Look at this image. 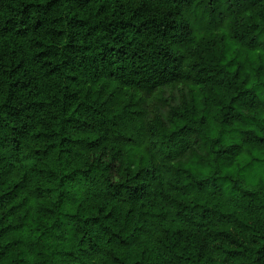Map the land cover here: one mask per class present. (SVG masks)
<instances>
[{
  "label": "trees",
  "instance_id": "1",
  "mask_svg": "<svg viewBox=\"0 0 264 264\" xmlns=\"http://www.w3.org/2000/svg\"><path fill=\"white\" fill-rule=\"evenodd\" d=\"M0 264H264V0H0Z\"/></svg>",
  "mask_w": 264,
  "mask_h": 264
},
{
  "label": "rangeland",
  "instance_id": "2",
  "mask_svg": "<svg viewBox=\"0 0 264 264\" xmlns=\"http://www.w3.org/2000/svg\"><path fill=\"white\" fill-rule=\"evenodd\" d=\"M192 90L193 89L191 87L177 85L174 87H168L165 89H161L152 96H145V95L137 94L136 97L142 103L143 109L146 111V113L149 116H151L155 113H161V112L166 113L167 112V109L164 106L165 100H168L170 102H176L184 96L189 97ZM216 135L217 133L213 134V136H216ZM259 171L260 169L255 168V169H252L250 173L253 174Z\"/></svg>",
  "mask_w": 264,
  "mask_h": 264
}]
</instances>
